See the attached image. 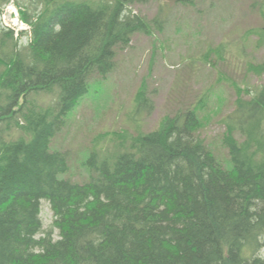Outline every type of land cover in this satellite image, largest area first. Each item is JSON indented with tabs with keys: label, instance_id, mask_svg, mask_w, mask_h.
Instances as JSON below:
<instances>
[{
	"label": "trees",
	"instance_id": "16d2710c",
	"mask_svg": "<svg viewBox=\"0 0 264 264\" xmlns=\"http://www.w3.org/2000/svg\"><path fill=\"white\" fill-rule=\"evenodd\" d=\"M10 1L29 29L0 23V264H264V84L221 120L229 167L199 135L203 95L154 129L115 132V154L92 149L76 182L50 142L117 51L149 32L132 11L149 0H0V17ZM252 33L264 44V25ZM151 109L139 89L131 116Z\"/></svg>",
	"mask_w": 264,
	"mask_h": 264
},
{
	"label": "rangeland",
	"instance_id": "374dc122",
	"mask_svg": "<svg viewBox=\"0 0 264 264\" xmlns=\"http://www.w3.org/2000/svg\"><path fill=\"white\" fill-rule=\"evenodd\" d=\"M8 5L4 23L26 28L19 21V10L13 8L16 4L10 1ZM261 10L264 0H149L132 6L148 22L149 32L135 33L129 46L117 51L116 68L105 78L91 80L89 93L52 138L50 150L68 152L69 169L63 176L85 180L92 149L101 158L115 154V132L133 134L137 124L143 130L154 129L165 115L194 105L203 95L207 104L200 114L199 135L229 167L227 150L221 144V120L233 110L239 92L264 84V73L250 69L264 64V44L256 33L250 34L264 25ZM154 18L157 26L151 24ZM141 88L152 109L137 121L131 111ZM101 133L107 135L91 148ZM41 215L49 223L45 201Z\"/></svg>",
	"mask_w": 264,
	"mask_h": 264
},
{
	"label": "water",
	"instance_id": "95a60500",
	"mask_svg": "<svg viewBox=\"0 0 264 264\" xmlns=\"http://www.w3.org/2000/svg\"><path fill=\"white\" fill-rule=\"evenodd\" d=\"M165 1H174V0H165Z\"/></svg>",
	"mask_w": 264,
	"mask_h": 264
},
{
	"label": "built area",
	"instance_id": "2783aa9c",
	"mask_svg": "<svg viewBox=\"0 0 264 264\" xmlns=\"http://www.w3.org/2000/svg\"><path fill=\"white\" fill-rule=\"evenodd\" d=\"M4 20V19H3Z\"/></svg>",
	"mask_w": 264,
	"mask_h": 264
}]
</instances>
